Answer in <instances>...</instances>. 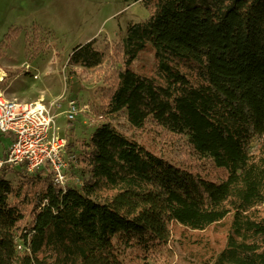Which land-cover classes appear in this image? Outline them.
<instances>
[{"label": "trees", "instance_id": "trees-1", "mask_svg": "<svg viewBox=\"0 0 264 264\" xmlns=\"http://www.w3.org/2000/svg\"><path fill=\"white\" fill-rule=\"evenodd\" d=\"M146 3L150 17L111 47L103 108L186 135L227 177L205 179L100 121L73 158L81 183L64 189L43 167L15 186L5 174L16 167L0 169V264H124L121 245L147 261L174 224L223 221L225 244L203 264H264V0ZM94 43L74 48L72 63L102 67ZM149 46L143 74L132 63Z\"/></svg>", "mask_w": 264, "mask_h": 264}, {"label": "rangeland", "instance_id": "rangeland-1", "mask_svg": "<svg viewBox=\"0 0 264 264\" xmlns=\"http://www.w3.org/2000/svg\"><path fill=\"white\" fill-rule=\"evenodd\" d=\"M150 15L151 6L146 0H0V68L5 72L0 88L7 96L24 101H57L62 104L56 109L59 113L69 98H76L82 108L89 105L90 112H80L74 121H68L64 113L56 118L60 134L68 138L66 155L74 152L78 156L97 123L95 117L105 113L104 74L111 47L121 41L129 24L145 21ZM91 40L105 55L102 67L72 63L74 48ZM154 62V51L149 46L132 67L145 74ZM124 112L117 113L113 124L126 135L205 179L218 182L227 177V169L217 166L209 156L198 155L186 135L164 131L150 120L143 128H136ZM258 140H253L251 150H255ZM11 142V135L0 132V158ZM79 166L70 159L69 175ZM23 170L12 168L5 176L17 186L25 181ZM76 178L73 176L68 184L75 183ZM226 233L225 221L202 230L174 224L169 242L147 261L136 256L137 245H121L124 264H203L224 246Z\"/></svg>", "mask_w": 264, "mask_h": 264}, {"label": "built area", "instance_id": "built-area-1", "mask_svg": "<svg viewBox=\"0 0 264 264\" xmlns=\"http://www.w3.org/2000/svg\"><path fill=\"white\" fill-rule=\"evenodd\" d=\"M61 106L57 101L45 102L43 98L24 101L17 96H7L0 88V132L12 137L5 156L0 158V169L10 165L32 172L47 167L54 183L64 189L67 187L73 177L67 172V166L74 155H66L68 138L60 134L56 118L64 113L68 121H74L80 112H90V106L86 104L82 108L76 98H69L66 108L59 113L56 109ZM118 112H105L95 118L97 123L109 121L113 124ZM76 182L81 183L78 177Z\"/></svg>", "mask_w": 264, "mask_h": 264}, {"label": "bare ground", "instance_id": "bare-ground-1", "mask_svg": "<svg viewBox=\"0 0 264 264\" xmlns=\"http://www.w3.org/2000/svg\"><path fill=\"white\" fill-rule=\"evenodd\" d=\"M5 76V72H4V70H2L1 68H0V78H3Z\"/></svg>", "mask_w": 264, "mask_h": 264}]
</instances>
